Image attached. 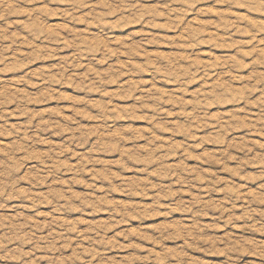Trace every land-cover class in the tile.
I'll return each instance as SVG.
<instances>
[{"label": "rangeland", "instance_id": "1", "mask_svg": "<svg viewBox=\"0 0 264 264\" xmlns=\"http://www.w3.org/2000/svg\"><path fill=\"white\" fill-rule=\"evenodd\" d=\"M0 264H264V0H0Z\"/></svg>", "mask_w": 264, "mask_h": 264}]
</instances>
